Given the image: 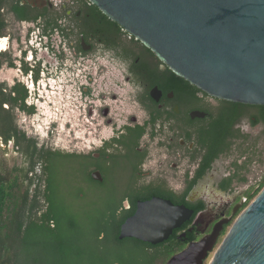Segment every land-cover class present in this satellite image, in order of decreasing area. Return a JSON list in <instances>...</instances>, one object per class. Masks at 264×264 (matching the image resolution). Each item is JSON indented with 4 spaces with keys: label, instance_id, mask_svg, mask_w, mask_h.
Here are the masks:
<instances>
[{
    "label": "flooded vegetation",
    "instance_id": "flooded-vegetation-1",
    "mask_svg": "<svg viewBox=\"0 0 264 264\" xmlns=\"http://www.w3.org/2000/svg\"><path fill=\"white\" fill-rule=\"evenodd\" d=\"M262 113L176 79L90 0H0V168L21 179L33 168L34 198L50 158L77 166L113 217L102 242L158 198L190 219L157 245L120 241L167 264L217 227V249L264 182Z\"/></svg>",
    "mask_w": 264,
    "mask_h": 264
},
{
    "label": "water",
    "instance_id": "water-1",
    "mask_svg": "<svg viewBox=\"0 0 264 264\" xmlns=\"http://www.w3.org/2000/svg\"><path fill=\"white\" fill-rule=\"evenodd\" d=\"M90 2L177 77L207 95L264 106V0ZM192 213L185 206L158 198L140 203L136 214L122 225L119 239L157 245ZM222 231L216 227L167 264H206L208 260V264H264V187L216 249Z\"/></svg>",
    "mask_w": 264,
    "mask_h": 264
},
{
    "label": "trees",
    "instance_id": "trees-1",
    "mask_svg": "<svg viewBox=\"0 0 264 264\" xmlns=\"http://www.w3.org/2000/svg\"><path fill=\"white\" fill-rule=\"evenodd\" d=\"M173 76L198 89L174 73ZM256 107L263 112L264 118V106ZM216 138L218 136L211 135L210 139L217 141ZM220 147L214 145L215 151ZM30 156L35 157V151ZM58 159L60 157L53 156L48 160L46 189L43 192L38 185L34 198L30 197L28 189H24L26 181L36 182L30 176L33 168L23 171L21 179L15 177L16 172L7 173L0 166V264H159L158 256L149 253L146 246L136 240L120 241L118 223L111 239L101 241L107 222L113 218L107 201H91L84 205V198L77 191L79 188L73 187V195L79 196V203H83L77 212H83V215L67 209L58 196ZM263 187L264 182L255 195ZM39 196L47 201V205L41 204ZM81 219L83 223L79 221Z\"/></svg>",
    "mask_w": 264,
    "mask_h": 264
},
{
    "label": "rangeland",
    "instance_id": "rangeland-1",
    "mask_svg": "<svg viewBox=\"0 0 264 264\" xmlns=\"http://www.w3.org/2000/svg\"><path fill=\"white\" fill-rule=\"evenodd\" d=\"M11 158L12 157H10L9 165L13 166L14 160L12 161ZM19 161L21 160H18L17 162ZM3 162H5L4 154H3L2 149L0 148V166H3ZM56 175H57L56 181L58 182V185L60 186L58 196L65 202L67 209L70 210V212L72 213L76 212V214L82 216L83 212H77V210L79 211L78 207L80 205L82 206L83 203H79V200H78L79 196L73 195L72 188L78 187L80 189V190L79 189L77 190L78 193H83L85 195L84 205H86L87 203H90L91 201H93L94 198L97 197L96 195L97 192L94 190V187L89 186L88 184L87 185L84 184L81 170L73 164L72 165L60 164V163L57 164ZM118 177H117V180H118ZM79 221L83 223L82 219ZM161 264H163V261Z\"/></svg>",
    "mask_w": 264,
    "mask_h": 264
}]
</instances>
